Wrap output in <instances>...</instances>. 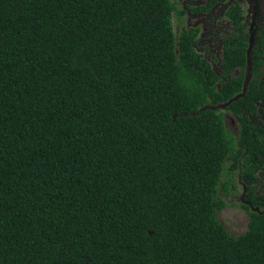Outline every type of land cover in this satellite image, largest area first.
Listing matches in <instances>:
<instances>
[{"label": "trees", "instance_id": "obj_1", "mask_svg": "<svg viewBox=\"0 0 264 264\" xmlns=\"http://www.w3.org/2000/svg\"><path fill=\"white\" fill-rule=\"evenodd\" d=\"M186 9L0 0V264H264L261 41L224 108L235 135L207 105L242 91L248 35L225 41L222 80L199 28L175 32ZM239 184L249 222L233 234L217 211Z\"/></svg>", "mask_w": 264, "mask_h": 264}, {"label": "flooded vegetation", "instance_id": "obj_2", "mask_svg": "<svg viewBox=\"0 0 264 264\" xmlns=\"http://www.w3.org/2000/svg\"><path fill=\"white\" fill-rule=\"evenodd\" d=\"M228 1H231V3L228 4L227 3ZM228 1L217 2L214 3L212 6H210L208 9H199V10L188 9V6L195 8V7L207 5L206 0H184V4H183V6L187 8L185 15L186 26L188 28H199L198 38L195 43L196 49L199 52L203 53L208 60H210L212 67L216 70V72L218 73V75L222 80L226 78L224 68L221 66V57L223 55L225 41L229 37H232L235 40L236 37L243 30L246 31L248 35V42H249V37L251 35L256 38L254 48L258 43V41H261V45L259 46V49H261L264 59V0H228ZM237 1L239 2L240 6L236 10V12L237 14L242 13L243 16L242 27L236 24L233 21V19L229 18L226 14L229 6L232 3L236 4ZM247 69H246V75H247ZM238 71L241 73L240 69H235L233 72L229 74L228 77L232 75L235 76L236 72ZM217 85L218 87L221 86L220 83H217ZM224 111L225 113L231 112L226 109ZM253 119H255V121L262 120L264 125V110L262 108H259L256 116H254ZM232 122L235 124V120L232 119ZM260 184L262 186L257 187L259 190L263 189L264 182L262 183L260 182ZM242 198L244 199V194L242 195ZM244 201L248 202L245 199Z\"/></svg>", "mask_w": 264, "mask_h": 264}, {"label": "rangeland", "instance_id": "obj_3", "mask_svg": "<svg viewBox=\"0 0 264 264\" xmlns=\"http://www.w3.org/2000/svg\"><path fill=\"white\" fill-rule=\"evenodd\" d=\"M179 3L181 5L184 4V0H179ZM186 18V16H185ZM179 19L176 16H174V29L175 32L178 34L181 30L182 26L186 25V20ZM239 71L236 72V75H239ZM207 107H211L210 105H207ZM223 112V118L225 121V125L227 129L237 135L238 134V121L236 117L231 113H225L224 108H220ZM232 119L235 120V124L232 122ZM255 121V119H254ZM231 160L229 159L228 162ZM228 170V167L226 168V171ZM264 173H260V180L261 183L264 182ZM237 178V177H236ZM226 177L223 178L225 180ZM258 186H262L260 183ZM220 195L225 200L226 206L217 211V215L219 219L222 221V223L233 233V234H241L243 233L247 227L249 222V214L247 210L243 207V203H246L244 199L242 198L243 190L241 185H237L236 191H233L231 193H227L223 186L220 187ZM264 189V187H263Z\"/></svg>", "mask_w": 264, "mask_h": 264}, {"label": "water", "instance_id": "obj_4", "mask_svg": "<svg viewBox=\"0 0 264 264\" xmlns=\"http://www.w3.org/2000/svg\"><path fill=\"white\" fill-rule=\"evenodd\" d=\"M228 4L231 3V1L227 2ZM256 42V38L254 36H250L249 37V46L247 49V75L246 78L244 80L243 83V88L242 91L240 93H238L237 95H235L234 97L230 98L228 101L224 102V103H219L217 105H213L211 106V108L213 109H219V108H227L232 102L237 101L239 98L243 97L248 89L249 83L251 81V72H252V68H253V63H252V57H253V48Z\"/></svg>", "mask_w": 264, "mask_h": 264}]
</instances>
